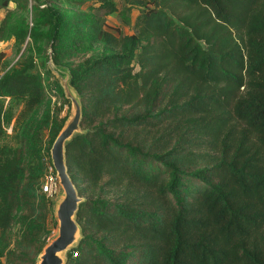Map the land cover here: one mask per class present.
<instances>
[{
  "label": "trees",
  "instance_id": "1",
  "mask_svg": "<svg viewBox=\"0 0 264 264\" xmlns=\"http://www.w3.org/2000/svg\"><path fill=\"white\" fill-rule=\"evenodd\" d=\"M122 1L139 7L131 34L90 25L119 51L68 68L59 11L36 19L40 33L26 25L28 0H0V41L49 43L82 103L86 131L65 145L85 198L81 238L65 264H264V0ZM25 50L12 66L0 52V264L37 263L46 243L36 227L13 247L8 231L18 210L53 201L40 192L50 156L25 164L23 146L3 142L14 105L27 114L39 102L41 73Z\"/></svg>",
  "mask_w": 264,
  "mask_h": 264
},
{
  "label": "rangeland",
  "instance_id": "2",
  "mask_svg": "<svg viewBox=\"0 0 264 264\" xmlns=\"http://www.w3.org/2000/svg\"><path fill=\"white\" fill-rule=\"evenodd\" d=\"M14 3L9 4L11 10L16 8ZM113 3L115 9L108 12L105 3H101L100 0H28L26 25L30 31L38 30L40 33H45L47 27L42 24L36 25V19L47 18L44 11L48 7L57 9L63 18V26L61 25V32L56 42V47L62 55L61 64L68 68H76L79 63L88 59L119 51L105 47L104 43L95 37L90 28L92 23L102 26L103 29L116 36L120 33L128 35L133 32V24L139 13V7L126 4L122 0H113ZM3 13H5L4 9ZM26 43H28L27 47ZM26 43L20 50H17L14 38L2 40L0 41V52L5 55L9 66L16 65L25 48V53L32 52L36 67L41 73L39 102L27 114L21 113L22 104L14 105V116L5 124L6 137L3 142L8 145L21 144L25 151V164L36 151L40 154V162L45 164L48 161V155L50 156L47 148L49 143L51 144V136L71 114V104L65 99L61 87L57 86L55 76L46 72L49 71L48 62L52 60L51 45L40 40L34 44L31 36L27 38ZM131 66L134 73L139 72L140 68L135 60L132 61ZM85 131L82 129V132ZM203 153L207 157L214 155L211 151H203ZM40 162L38 159L35 164L37 168L40 167ZM56 199L57 197L47 202L46 206L42 205L41 199H37L34 203V212L20 209L15 213L14 222L8 231L10 247H13L15 240L19 239L23 232L33 235V227L37 229L35 234L38 235L40 243H47L56 235L58 226L54 214ZM84 199L83 197V201ZM68 253L69 250L64 252L65 259ZM2 260L3 264H7L4 257Z\"/></svg>",
  "mask_w": 264,
  "mask_h": 264
},
{
  "label": "water",
  "instance_id": "3",
  "mask_svg": "<svg viewBox=\"0 0 264 264\" xmlns=\"http://www.w3.org/2000/svg\"><path fill=\"white\" fill-rule=\"evenodd\" d=\"M50 72L59 80L65 99L70 101L71 114L65 119L50 148V160L61 188L54 202V214L58 222L57 233L42 248L36 264H65L64 252L75 246L81 238V228L76 213L83 197L78 194L67 164L65 145L81 128L82 103L77 90L70 84V73L66 67L48 62Z\"/></svg>",
  "mask_w": 264,
  "mask_h": 264
},
{
  "label": "built area",
  "instance_id": "4",
  "mask_svg": "<svg viewBox=\"0 0 264 264\" xmlns=\"http://www.w3.org/2000/svg\"><path fill=\"white\" fill-rule=\"evenodd\" d=\"M60 191L61 188L58 182V178L56 176L55 169L52 163L47 162L45 167V173L42 177L40 184V192L43 193L47 199L54 200V198L58 197Z\"/></svg>",
  "mask_w": 264,
  "mask_h": 264
},
{
  "label": "crops",
  "instance_id": "5",
  "mask_svg": "<svg viewBox=\"0 0 264 264\" xmlns=\"http://www.w3.org/2000/svg\"><path fill=\"white\" fill-rule=\"evenodd\" d=\"M3 17H4L3 9H0V23Z\"/></svg>",
  "mask_w": 264,
  "mask_h": 264
}]
</instances>
